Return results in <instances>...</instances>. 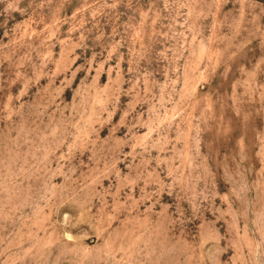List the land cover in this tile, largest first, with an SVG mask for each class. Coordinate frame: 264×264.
<instances>
[{"label":"rangeland","instance_id":"374dc122","mask_svg":"<svg viewBox=\"0 0 264 264\" xmlns=\"http://www.w3.org/2000/svg\"><path fill=\"white\" fill-rule=\"evenodd\" d=\"M0 264H264V0H0Z\"/></svg>","mask_w":264,"mask_h":264}]
</instances>
